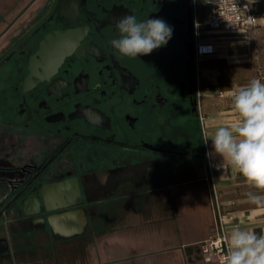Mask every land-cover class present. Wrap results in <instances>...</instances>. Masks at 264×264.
<instances>
[{"label": "flooded vegetation", "instance_id": "1", "mask_svg": "<svg viewBox=\"0 0 264 264\" xmlns=\"http://www.w3.org/2000/svg\"><path fill=\"white\" fill-rule=\"evenodd\" d=\"M206 13L204 0H30L1 13L0 264L17 254V232L63 242L47 206L94 208L156 185L165 158L208 162L194 58ZM125 14L162 18L171 39L120 55L110 42Z\"/></svg>", "mask_w": 264, "mask_h": 264}, {"label": "crops", "instance_id": "2", "mask_svg": "<svg viewBox=\"0 0 264 264\" xmlns=\"http://www.w3.org/2000/svg\"><path fill=\"white\" fill-rule=\"evenodd\" d=\"M16 2L0 0V15L8 12L11 16ZM254 5L260 9L264 0H255ZM2 27L0 20V31ZM229 39L230 33L213 35L217 58L227 63L247 61L246 44ZM234 46H243L244 50L232 52ZM204 108L209 135L239 121V114L221 116L205 104ZM223 112L231 113L226 109L218 113ZM210 160L214 163L211 167L208 162L165 158L171 166L158 176L156 185L117 191L106 205L67 209L63 205L47 206L45 211L52 212L47 227L62 233L63 242L55 243L37 232H17L13 235L18 252L10 262L1 264H223L216 256L207 261L199 247L211 235L216 221L207 175L212 172L216 178L223 210L233 212L236 225L242 229L264 233V204L250 205L231 199L232 186L243 177L219 156ZM72 192L68 185L67 193L73 195ZM58 209L63 211L55 212ZM40 211L30 208L25 214Z\"/></svg>", "mask_w": 264, "mask_h": 264}, {"label": "clouds", "instance_id": "3", "mask_svg": "<svg viewBox=\"0 0 264 264\" xmlns=\"http://www.w3.org/2000/svg\"><path fill=\"white\" fill-rule=\"evenodd\" d=\"M255 0H253V3ZM118 37L111 46L120 55L135 59L167 45L173 28L162 18L138 21L125 14L117 22ZM232 106L239 121L229 127H219L211 135L204 133V144L212 142L206 156H219L252 188L264 191V83L253 79L248 85L230 93ZM249 202L264 204V197L246 193ZM227 252L223 264H264V233L256 234L239 225L225 234Z\"/></svg>", "mask_w": 264, "mask_h": 264}, {"label": "built area", "instance_id": "4", "mask_svg": "<svg viewBox=\"0 0 264 264\" xmlns=\"http://www.w3.org/2000/svg\"><path fill=\"white\" fill-rule=\"evenodd\" d=\"M207 6V13L197 16L195 20L196 44L195 61L197 70L203 69L202 65L208 58L218 59L215 43L211 40L216 32L222 34L230 33L229 42H241L246 44V53L250 57V42L256 27L262 24L264 12L255 8L253 0H204ZM264 76L257 79L263 80ZM235 90H231L230 93ZM221 95H224L221 93ZM200 121L204 133L206 112L200 111ZM214 163L208 158V165ZM207 180L210 183V195L216 213V221L211 235L199 243L201 252L207 261H211L214 256L224 260L227 252V245L224 236L229 232V228L236 225L235 214L224 211L220 201L219 188L214 175L209 173Z\"/></svg>", "mask_w": 264, "mask_h": 264}, {"label": "rangeland", "instance_id": "5", "mask_svg": "<svg viewBox=\"0 0 264 264\" xmlns=\"http://www.w3.org/2000/svg\"><path fill=\"white\" fill-rule=\"evenodd\" d=\"M29 1L25 2V0H22L20 5H17L15 9L22 8ZM256 9L264 12V6ZM262 24L257 26L261 27L259 31H255L252 34L251 54L247 61L227 63L223 59L208 58L202 64L204 66L202 86L204 93L207 94L203 105L205 104L212 111L216 110V115L238 114L232 106L230 91L248 85L251 80L257 79L259 76H264V19L262 20ZM243 50V46H234L232 48V52H241ZM221 93L224 95H221ZM225 109L230 110L231 113H218ZM248 192L264 197V191L250 187L244 178L232 186L229 194L231 199H238L240 203L254 204L248 201L246 196Z\"/></svg>", "mask_w": 264, "mask_h": 264}, {"label": "water", "instance_id": "6", "mask_svg": "<svg viewBox=\"0 0 264 264\" xmlns=\"http://www.w3.org/2000/svg\"><path fill=\"white\" fill-rule=\"evenodd\" d=\"M192 59H193V53H191V55H190L188 60H192ZM48 210H50V209L48 208Z\"/></svg>", "mask_w": 264, "mask_h": 264}]
</instances>
